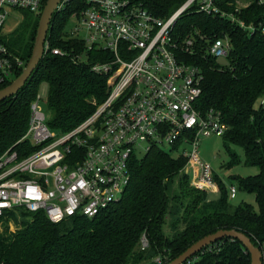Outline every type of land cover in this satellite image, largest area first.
Wrapping results in <instances>:
<instances>
[{
	"label": "trees",
	"instance_id": "obj_1",
	"mask_svg": "<svg viewBox=\"0 0 264 264\" xmlns=\"http://www.w3.org/2000/svg\"><path fill=\"white\" fill-rule=\"evenodd\" d=\"M158 17L168 18L189 0H132ZM240 0H218L220 13L188 10L178 21L175 35H193L195 53L177 50L186 63L201 68L202 112L215 109L227 124L222 137L229 154L226 167L239 166L242 160L232 147L244 152V165L258 169L253 176L238 180L240 191L255 196L258 212L252 205L234 207L229 202L231 189L215 175L220 197L197 189L182 173L187 160L154 147L145 156L130 161L131 182L122 197L94 218L73 217L52 223L44 213L18 210L10 218L21 229L0 232V262L3 264H152L161 256L169 262L193 244L221 230H236L247 235L264 250V109L256 103L264 97V35L249 34L227 15L234 14L248 24L264 23V6L259 0L237 13ZM87 0H72L55 15L48 34L51 43L38 71L17 96L0 104V156L17 149L23 156L35 150L29 141L19 143L30 125L31 104L41 83L49 85L47 121L51 130L67 133L88 120L108 99L117 74L105 75L93 69L96 64L112 63L114 55L106 50L87 54V61H75L84 50L83 43L65 31L67 22L85 9ZM40 17V16H39ZM39 20L28 29V53L17 57L27 65L32 55ZM228 37L232 44L231 66L224 67L206 52L210 37ZM52 48L69 52L65 57L52 54ZM26 67V66H25ZM119 67L115 68V72ZM19 74L22 71L18 72ZM5 84L0 90L7 87ZM236 198V196H235ZM143 234L151 247L140 251ZM189 262V263H188ZM186 264H251V256L236 239L226 238L203 249Z\"/></svg>",
	"mask_w": 264,
	"mask_h": 264
},
{
	"label": "built area",
	"instance_id": "obj_2",
	"mask_svg": "<svg viewBox=\"0 0 264 264\" xmlns=\"http://www.w3.org/2000/svg\"><path fill=\"white\" fill-rule=\"evenodd\" d=\"M47 1L0 0V87L25 66L3 41L7 16L13 9L41 16ZM71 2L65 0L60 11ZM259 4L264 6V0ZM237 5L238 13L250 4ZM193 7L208 15L221 12L218 0H189L168 18L132 0H87L85 9L72 16L81 25L70 35L84 46L73 59L87 61L91 51H109L114 61L93 69L105 75L116 73L117 81L88 120L59 136L47 124L49 116L40 109V96L32 102L29 130L19 143L29 141L35 150L23 156L11 148L0 156V224L18 210L44 213L54 224L77 216L94 218L124 196L132 177L131 159L154 147L169 146L168 151L187 160L182 173L193 187L218 191L214 170L201 158L200 143L203 137L222 138L228 126L215 109H199L203 72L176 54L177 50L195 53L198 48L193 35L183 39L175 35L179 19ZM224 15L249 34L264 35V23L248 24L234 14ZM207 43L209 56L230 62L228 37L213 36ZM52 54L70 55L61 48H52ZM231 192L235 198L237 190L232 187ZM150 247L148 235L143 234L140 251ZM152 264L170 262L159 256Z\"/></svg>",
	"mask_w": 264,
	"mask_h": 264
},
{
	"label": "rangeland",
	"instance_id": "obj_3",
	"mask_svg": "<svg viewBox=\"0 0 264 264\" xmlns=\"http://www.w3.org/2000/svg\"><path fill=\"white\" fill-rule=\"evenodd\" d=\"M253 0H240L239 3L242 7L249 5ZM70 5V4H69ZM238 7V5H237ZM66 8V7H65ZM41 16L39 17L36 14H33L30 11L13 9L10 11L7 16L5 26L2 30L3 41L10 51L14 54H18L21 57H24L28 53V42L30 34L28 29L31 28L38 20L40 21ZM79 22L75 18H71L65 27V31L72 32L77 26H80ZM86 34H82L84 37ZM51 46V43H48ZM86 59V56L83 58ZM24 64L26 62L24 61ZM26 66V65H25ZM24 66V68H25ZM16 70L15 75L11 78L9 85L20 75L18 72L23 71ZM49 85L47 83H41L38 89V95L40 96V109L44 114L48 115L47 112V103L49 98ZM262 103V98L256 103V108L260 109ZM53 134L59 136V131H52ZM165 151L169 150V146H165ZM232 150L236 151L240 156L242 163L239 166L228 168L226 167L227 162L229 161V154L224 146V140L220 137L207 138L203 137L200 143V152L201 158L204 162L210 165L214 170L215 175H217L222 181L223 185L230 190L234 187L237 190L236 198H229V202L234 207H239L244 204H250L253 206L254 210L258 212V206L253 194L242 192L238 186V180L241 178H246L248 176L256 175L259 171L257 168H250L244 165V152L239 147H232ZM146 154L137 155L138 158L145 156ZM210 199H218L220 194L218 191H209ZM10 215H7L0 224V232H6L7 227H9L10 232H15L18 229H21L20 218L18 221L11 219ZM263 250V249H261Z\"/></svg>",
	"mask_w": 264,
	"mask_h": 264
},
{
	"label": "water",
	"instance_id": "obj_4",
	"mask_svg": "<svg viewBox=\"0 0 264 264\" xmlns=\"http://www.w3.org/2000/svg\"><path fill=\"white\" fill-rule=\"evenodd\" d=\"M65 0H48L41 15L35 43L30 60L22 73L7 87L0 90V104L4 101L17 96L25 89L33 75L38 71L42 61L46 55V44L48 34L51 29L54 17L59 13L60 7ZM218 65L229 67L231 63L220 58L217 60ZM226 238H233L238 240L243 247L249 252L251 256V264H263L264 253L258 248L253 241L244 233L236 230H221L215 234L209 235L193 244L183 254L170 262V264H186L193 259L203 249L209 247L211 244L217 243Z\"/></svg>",
	"mask_w": 264,
	"mask_h": 264
}]
</instances>
